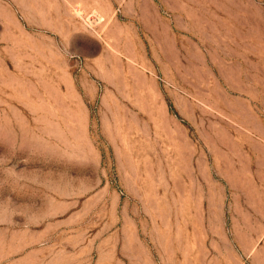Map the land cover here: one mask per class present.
Returning <instances> with one entry per match:
<instances>
[{"label":"rangeland","instance_id":"374dc122","mask_svg":"<svg viewBox=\"0 0 264 264\" xmlns=\"http://www.w3.org/2000/svg\"><path fill=\"white\" fill-rule=\"evenodd\" d=\"M0 264H264V0H0Z\"/></svg>","mask_w":264,"mask_h":264}]
</instances>
